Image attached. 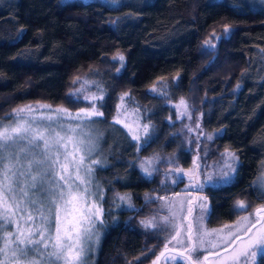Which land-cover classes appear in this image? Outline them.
Segmentation results:
<instances>
[{"label": "trees", "instance_id": "1", "mask_svg": "<svg viewBox=\"0 0 264 264\" xmlns=\"http://www.w3.org/2000/svg\"><path fill=\"white\" fill-rule=\"evenodd\" d=\"M252 4L242 0H144L113 7L101 0L0 3V117L37 103L69 110L95 103L104 113L97 119L115 127L107 164L95 170L97 181L105 185L108 211L99 226L93 264L155 261L170 229H146L141 221L155 216L163 228L164 207L157 197L185 191L184 184L193 182L183 175L182 182L162 183V171L179 167L198 180V171L210 158L206 148L215 153L228 149L238 158L230 182L206 184L202 191L192 188L207 198V227L264 205L260 198L264 190L252 184L264 157L255 145L264 137V5ZM225 24L232 26L227 35ZM118 53L125 58L123 66L113 60ZM77 77L92 80L95 97L102 95L103 100L77 97L72 91ZM158 84L162 90L151 91ZM124 93L128 95L121 100ZM182 98L201 129L213 136L206 148L199 144L189 150L183 143L185 131L175 112ZM118 105L141 112L149 125L147 142L142 138L136 147L116 125ZM145 155L156 159L150 176L137 166ZM194 160L200 168L192 173ZM114 192L126 194L130 205L111 197ZM237 200L249 205L246 211L235 208ZM256 264H264V259L258 258Z\"/></svg>", "mask_w": 264, "mask_h": 264}, {"label": "snow or ice", "instance_id": "2", "mask_svg": "<svg viewBox=\"0 0 264 264\" xmlns=\"http://www.w3.org/2000/svg\"><path fill=\"white\" fill-rule=\"evenodd\" d=\"M112 2L116 3V0ZM231 27L227 24L223 26L225 35ZM204 43L210 45V41ZM117 59L123 66L124 56L118 53L113 57V60ZM78 79L75 78L73 83ZM79 91L75 90L77 97ZM151 91H156L155 85ZM69 95L73 96V93ZM127 95L124 93L121 100ZM84 98L89 99L87 96ZM103 98L102 95L91 97L93 101ZM180 105L187 109L183 98ZM41 107L50 108L49 105ZM34 111L31 105H25L12 110L14 115L9 123L0 118V264H88L92 245L98 240L97 225L104 223V212L98 200H92L98 194L91 191L89 179L93 166L101 161L88 159L94 146L83 133L82 122H92L93 118L102 117L104 113L93 103L89 108L79 109L74 116L67 108L59 107L54 114L33 116L31 120L20 118L22 113ZM62 116L81 123H65L61 120ZM115 122L122 123L119 119ZM124 127L128 125L124 124ZM143 128L147 142L149 125L145 124ZM132 138L140 139L139 136ZM207 139L212 140L213 136L208 135ZM225 151L231 160L238 159L234 152ZM141 167L147 175L152 174L148 167L143 164ZM225 167L227 171L219 173V182L222 183L230 182L231 174L236 171L227 160ZM199 168L194 160L189 172L195 173ZM172 171L177 174L173 184L182 182L183 175L187 174L179 167ZM189 178L193 182L186 187L197 191L215 182L213 175L207 172L203 173V182L194 180L192 176ZM45 184L50 186L45 188ZM38 190L47 193V215L45 204L30 198V192ZM260 198H264V192ZM120 199L124 201L128 197L120 196ZM157 199L167 201V206L175 205L176 210L170 207V215L160 218L163 228L155 216L141 221L146 229H170L165 238V251L157 256L153 264H158L170 245L175 252L170 253L168 258L176 264H256L258 258L264 259V205L232 224L207 229L204 219L210 214V209L206 197L189 196L186 200L176 201L167 197ZM248 207L243 200L235 203L237 210L246 211ZM177 212L185 213L179 222ZM37 215L40 223H36ZM8 225H13L11 231L7 230Z\"/></svg>", "mask_w": 264, "mask_h": 264}, {"label": "rangeland", "instance_id": "3", "mask_svg": "<svg viewBox=\"0 0 264 264\" xmlns=\"http://www.w3.org/2000/svg\"><path fill=\"white\" fill-rule=\"evenodd\" d=\"M4 1H7V0H0V3L4 2ZM101 1L103 3H105L107 6L113 7V6H118L119 4L126 2V1H129L130 3H139V2L144 1V0H116V3H113L112 0H101ZM242 1H246V2L248 1L250 4H252V2H253V3L260 4V5H264V0H242ZM252 5H256V4H252ZM155 87H156V91H161L163 88V86H161L160 84L155 85ZM77 89L80 90L78 95L83 97V98L86 96L91 98V97H95V95H96V88L93 84V81L90 79H86V78L79 79V81H77V83L73 86L72 91L75 93V90H77ZM180 101L181 100H179L175 104L176 105L175 106V112L177 115V119L181 121V127L180 128H182L185 131V133L181 134V138L183 139V143H185V147L189 150H194L195 147L199 146V144H200L201 147L206 148V145L208 144L207 141H209L207 139V136L212 135V134L206 133L204 130L201 129L199 120L197 118H195L196 116L191 112V110L188 107H187V109H185V107L183 105H180ZM41 105H44V104H39V103L31 104L33 109H35L36 111H34L33 113H22L20 118L31 120L33 116L39 117L42 114L43 115L54 114V110L59 108V107H51V106H50V108H43V107H41ZM21 107H23V106H21ZM69 111L74 116L79 111V109L69 110ZM118 111L119 112L117 113L114 120L116 121V119H119L120 121H122V123H116V125L118 127H121L126 132V134L129 135V137L132 139V141H134L135 146L137 147L140 139L145 138V132H144L143 125H145L146 122L143 120L141 112L136 107H130V106H126V105H123L122 107L120 106ZM182 113H183V115H181ZM13 115L14 114L12 113V111H10L8 114H6L5 116H1L0 118H3L4 123L7 124L13 118ZM97 118H93L92 122H89V121L82 122L83 123L82 131L84 134H86V138L90 139L92 141L93 146H94L93 151L90 153V155L88 157L89 161L90 160H100L101 161V163L99 165L93 166L94 171L92 172V175L89 177V179L91 180V184H90L91 191L98 194L97 196H93L92 200H94V201L98 200L99 205L102 207L103 212H104L102 218H103V221L105 222V219L107 217L106 213L108 211L107 206L104 204V201H103V199L106 198L105 197V191H104L105 185H103L102 183L97 181V178L95 175V170L98 167L104 168L105 165L107 164L106 156H107V153L111 149L112 142L114 141V139H112V138H115V131L116 130L114 129L115 127L111 126L110 124L109 125L105 124ZM61 120H63L65 123L70 122L73 125H75L76 123H81V122L76 121L74 119L69 121L68 117H64V116L61 117ZM124 124H127L128 127L127 128L124 127ZM53 126H55V125H53ZM129 128L131 129V131H129ZM189 129H191V131ZM57 130H59V129H57ZM148 135H149V131H148ZM133 136H139L140 139L134 140L132 138ZM255 145L257 147H260L264 151V137L258 138ZM204 150H205L204 151L205 155L209 156L210 158L207 159V167L204 168L202 171L201 170L198 171V180L203 182V173L207 172L208 174L213 175L214 181H215L214 183H218L219 179H220L219 173L222 170L227 171V168L225 167V161L227 160L228 163H232L233 165L235 164L236 161L231 160V158H229L227 156V153L225 151L226 149L223 151L217 152V153H215L214 150H210L208 148H206ZM228 151L232 152L231 150H228ZM222 153L224 154L223 156L221 155ZM166 158L169 159L168 154L166 155ZM149 161H150V163H149ZM155 161H156L155 157L150 156V155L149 156L145 155V156H142L138 160L137 166L144 175H147L143 171V168L141 167V165L143 164L145 167H148L149 170L151 171L152 166L154 165ZM258 165L259 166H258L257 172H256V174L252 180V184L255 187H257L258 189L264 190V157L262 158V160L260 161V163ZM172 169H174V168L167 167V168L163 169V171H162L163 183L172 184V181L177 178V174L175 172H173ZM184 177H185L186 181L190 180L189 175H184ZM190 183H192V182L190 181L187 184H184V186H183L184 188H182V189H186L185 191H179V192L173 193V194L165 196V197H167L168 200H173V201H176L179 199H185L186 200V198L189 196H203L204 197V195L201 194L200 192L194 193L192 188H187L186 186H188ZM214 183H212V184H214ZM49 186H50L49 184L44 185L45 188H48ZM182 189H180V190H182ZM176 194H180V196L177 197ZM46 196H47V193H45L43 191L38 190L35 192H30V198L36 199L37 201L43 202L45 204V214L47 215L48 214L47 213L48 201L46 199ZM100 196H102V199H99ZM113 196L118 198L120 196H127V195L123 194V193L114 192L111 197H113ZM129 203H130L129 199L123 201V204L126 207H128L130 205ZM193 203H195V201H193ZM159 204L161 206L165 205V206H163L164 212H163L161 217L170 215V207L172 208V210H176L175 205L167 206V201L160 200ZM252 212H248V213H245L243 215H240L236 219H234L233 221L227 222V224H232V223L236 222L240 217L246 216ZM33 214L36 215V213H33ZM184 215H185V213H183V212H177V222H179V218L183 217ZM189 219H191V217H189ZM36 223H40V217L38 215L36 218ZM185 223H187V221H185ZM21 224L22 225L24 224L23 220H21ZM99 226L100 225L98 224L97 225L98 236H99V232H100ZM221 226L222 225L217 226V227L207 228V229H218ZM12 228H13V225H9L7 230L11 231ZM168 235H169V233H168ZM1 243H2V241H1ZM164 244H165V241L163 243V246H164ZM96 247H97V242H95L92 245V251L88 255V264L94 263V255L96 252ZM169 248H174V247L172 245H170ZM170 253H173V252H166L165 256L161 257L159 264H172L171 262H173V261L170 258H168ZM151 264H153V262Z\"/></svg>", "mask_w": 264, "mask_h": 264}, {"label": "water", "instance_id": "4", "mask_svg": "<svg viewBox=\"0 0 264 264\" xmlns=\"http://www.w3.org/2000/svg\"><path fill=\"white\" fill-rule=\"evenodd\" d=\"M259 207V206H258ZM257 208V207H256ZM255 208V209H256ZM254 209V210H255ZM162 251H165V249H164V247L159 251V253L157 254V256H159L160 255V253L162 252ZM168 251H172V252H175V249L174 248H169V250ZM207 254V253H206ZM157 256H156V258H157ZM156 258H155V260H156ZM160 263V260H159V262H158V264Z\"/></svg>", "mask_w": 264, "mask_h": 264}, {"label": "flooded vegetation", "instance_id": "5", "mask_svg": "<svg viewBox=\"0 0 264 264\" xmlns=\"http://www.w3.org/2000/svg\"><path fill=\"white\" fill-rule=\"evenodd\" d=\"M257 207H258V206H257ZM255 208H256V207H255ZM255 208H254V209H255ZM254 209H253V210H254ZM253 210H252V211H253ZM204 227H206V228H212V227H207V226L205 225V223H204ZM163 247H164V246H163ZM168 252H172V251H168ZM173 253H174V252H173ZM204 254H206V253H203L202 255H204ZM160 260H161V259H160ZM171 263H175V261H173V262H171Z\"/></svg>", "mask_w": 264, "mask_h": 264}]
</instances>
